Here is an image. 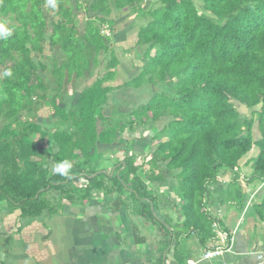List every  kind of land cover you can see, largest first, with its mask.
I'll return each mask as SVG.
<instances>
[{"label":"trees","instance_id":"obj_1","mask_svg":"<svg viewBox=\"0 0 264 264\" xmlns=\"http://www.w3.org/2000/svg\"><path fill=\"white\" fill-rule=\"evenodd\" d=\"M146 2L55 0L52 8L48 0H0V22L12 30L0 40V202L22 217L56 211L48 194L76 193L74 180L93 175L88 164L102 149L127 146L137 138L126 134L159 125L147 153L131 150L141 167L122 158L111 176L117 186L93 176L87 191L130 184L139 199L148 181L170 179L183 214L173 235L191 232L203 243L216 240L217 229L232 235L207 209L217 193L210 187L222 190L221 205L239 215L251 206L247 215L264 224V0H154L148 9ZM124 12L139 23L128 48L102 33ZM120 66L130 71L126 81ZM65 159L70 178L54 172ZM261 244L264 253V235Z\"/></svg>","mask_w":264,"mask_h":264},{"label":"crops","instance_id":"obj_2","mask_svg":"<svg viewBox=\"0 0 264 264\" xmlns=\"http://www.w3.org/2000/svg\"><path fill=\"white\" fill-rule=\"evenodd\" d=\"M121 148V145L116 147L117 151ZM102 150L105 160H112L114 147L112 151ZM121 159L114 162V167ZM140 161L143 162L142 157ZM80 175L81 178L74 180L76 193L67 192L60 200L53 196L54 192L48 194L49 205H54L56 211L46 208L38 216L22 217L19 209H11L5 200L0 202V264H187L188 261L193 264H264L256 258L262 252L264 230L262 222L247 215L251 206L239 215L237 209L221 205L217 195L218 204L212 207L214 214H218L228 230L234 231V237L227 238L221 254L204 259L203 254L212 244L213 249L220 246L216 238L203 243L198 236L191 240L187 235L175 237L169 226L168 235L160 227L165 213L163 207L159 220L145 216L149 208L141 202H148L147 194L137 199L131 190L124 188L121 192L119 187L110 192L87 191L93 175ZM145 176L143 173L140 177L145 180ZM147 189H157L162 197H173V189L153 181L147 182ZM243 190L247 191L246 187ZM54 198L61 203L57 205ZM153 212L156 215L154 207ZM172 220L170 226L176 229L182 218Z\"/></svg>","mask_w":264,"mask_h":264},{"label":"rangeland","instance_id":"obj_3","mask_svg":"<svg viewBox=\"0 0 264 264\" xmlns=\"http://www.w3.org/2000/svg\"><path fill=\"white\" fill-rule=\"evenodd\" d=\"M152 1H154V0H147V2H146V9L149 8V5L151 4ZM133 16L134 15H129L128 12H126V13L124 12V13H121V14H118V15H115V14L112 15L110 18H113L114 23H113V26L111 27V30L109 28H108L109 30L108 29H103V32L102 33L105 35L108 32H110V33H112L114 35L115 38H117V40H119V43L121 45H125L126 48L131 47L132 44H133L132 38L136 34V31H137L138 25H139L138 22H136V21L133 20V18H134ZM76 25H77V20H76ZM137 53H138V51H137V49H135V55H137L136 56L137 59H134L133 58V60H132V61H134L133 63L135 65L141 64L140 61L138 60L139 55L141 53H138V54ZM49 54H50V50H49V45L47 44L45 46V52L43 53V55H46L47 56ZM118 54H120L119 51H118ZM59 55L60 54H57V57H59ZM123 57H124V60H125L126 56L123 55ZM124 60H122L123 63H125ZM126 64H127V66H130L131 65V61H130V65L127 62H126ZM120 67H119V69H120L119 76H120V78H122L123 80L126 81L127 78L129 76H131V74H129L130 71L124 70L122 67L121 68ZM129 69H131V68H129ZM122 79L121 80L120 79H116V81L114 82V84H116V85L117 84H121L123 82ZM88 80L86 82H84L82 85L85 86L88 83ZM67 86L65 85V87L69 91V86L68 87ZM117 109H120V111H123V110H126V112L129 111L124 106L123 107L122 106L121 107H117ZM43 121L46 122L45 119ZM156 127H159V125L158 126H155V127L152 125V126H148V127H138V128H136V131H134L131 134L130 133L129 134H126V137H129L130 139L132 137H136L137 139L133 143H128V146H124V147L122 146V148L120 150H118V151H117V149H115V152H112V154H113L112 160L111 159L110 160H105L104 154H102L100 156V158L98 159V161H97L96 164L95 163L88 164V166H90V167L87 169V171H90L91 172L94 169L96 171V172L94 171V173H93V176L95 177L94 182L95 181H98V180H101V182L105 186L104 188H109L112 184H114L115 182H117L118 179H116V178L115 179H112L111 176H113L112 171L114 170V165H115L114 162H116L120 157L126 158V159H128V158L133 159L134 158L133 159V162L135 163V165H138V166L141 167V164L140 163H142V162L141 161L139 162V157H133L132 156L133 154H132V151L131 150L136 151V152H141L142 150H145V153H147L148 150H149V142H150L151 136L153 135L154 131L156 130ZM253 134H254V137L255 138L258 137V134H257L255 125H254V129H253ZM129 142H131V141H129ZM130 147H131V149H130ZM106 151H109V150H106ZM102 153H103V150H102ZM45 162L46 163H50L51 162V158H49V159L45 158ZM99 171H101L103 173L100 174ZM106 171L108 173L107 174L108 176H105ZM117 173H118V171H116L115 174L117 175ZM137 173L140 176L143 174L142 172H137ZM138 174H137V176L140 179H142ZM116 175H114V176H116ZM86 176L87 177H90L89 174L86 175ZM144 179H146V176L144 177ZM239 181H240V184L243 187H245L244 181H242V179H239ZM118 183H119V181H118ZM128 183H129V181L126 182V184H128ZM176 184L177 183H175V182H173V181H171L169 179V183H168L167 189L169 188L171 190V189L174 188L173 191H172V193H173V197L172 198H170L171 195L164 196V197H162V195H158V190L157 189H153L151 191H149L147 189L149 192L148 191L145 192L147 195H149V197L147 199L148 200L147 207L149 208V211L151 212V214L153 215V217H155L157 215L158 217L156 216L155 219H158L159 220V215L161 216L160 209H161V207H163V209L165 210V213L162 216L163 221L161 220L160 222L163 223L167 227L169 226L170 228L169 227L168 228L171 229L172 231H174V228L172 226H170L172 224L171 221H173L172 219H175V217L176 218L183 217V214L180 212V209H177L176 208L177 203H178V198L176 197V195H178L177 194V189L175 187ZM73 187H76V185L73 184ZM124 188L125 189H129V190L132 191V189H131L132 188V185H130V184H129L128 187H124V185L121 186V189H122L121 192H123V190H125ZM58 189H60V188H58ZM76 190H77V188H76ZM210 190H212V192L213 191H217L216 194L215 193L212 194V198H211L212 201H211V203H209L210 204V207L209 206L207 207L208 211H210V212L212 211L211 214L213 215L214 212H216V211H214V209H212V207H214L215 204H218L217 201H216V197H217V195H219L222 192V190L221 189H217L216 190L213 187H210ZM55 193L57 194V192H54L53 193V196L54 197H57L55 195ZM220 198H222L221 195H220ZM130 199H128V200L130 201ZM149 199L152 200L153 205H150ZM203 200L205 201V198H203ZM128 205L131 206L132 203L129 202ZM136 206H137V204H136ZM153 207H154V211L156 212V215L153 212ZM230 210L231 209L227 210L226 213H228ZM249 213H253L252 207L249 208ZM255 218L257 219V217H255ZM224 222L226 223L225 220H224ZM245 222H247V220ZM245 222H243V223H245ZM156 225H158V224H156ZM243 227H245V226H243ZM257 227H258L257 230L260 231L259 226H257ZM263 227H264V224L262 223V225H261V229L262 230H264ZM217 231H218V229H217ZM217 231H216V234L215 235L219 237ZM182 235H184V234H182ZM182 235H180V236H182ZM233 235H234V231H232V235H231V238L232 239L234 237ZM256 235H257V233H256ZM188 236L190 237L189 240L196 238V235H194V234H188ZM175 237H176V235H175ZM217 243L219 245H222V243L219 240H218ZM256 258L260 261V259L258 258V256Z\"/></svg>","mask_w":264,"mask_h":264},{"label":"clouds","instance_id":"obj_4","mask_svg":"<svg viewBox=\"0 0 264 264\" xmlns=\"http://www.w3.org/2000/svg\"><path fill=\"white\" fill-rule=\"evenodd\" d=\"M48 3L52 8L56 7L55 0H48ZM11 35L12 30L8 28L4 22H0V40H7ZM3 75L5 77H9L12 76V72L11 70H6ZM72 167V163L65 159L54 167V172L60 174L61 176L70 178V170Z\"/></svg>","mask_w":264,"mask_h":264},{"label":"built area","instance_id":"obj_5","mask_svg":"<svg viewBox=\"0 0 264 264\" xmlns=\"http://www.w3.org/2000/svg\"><path fill=\"white\" fill-rule=\"evenodd\" d=\"M215 226L218 227V224L216 223ZM217 233L219 235V237L217 236V239H219V241L222 243V245L215 247L214 249H207L205 251V253L203 254L204 259H209V258H212V257L217 256V255L222 253V251H223L222 247H224L226 245V242H227V235H226V233L221 232L220 230H218ZM225 248H226V246H225ZM258 258L264 262V253L261 252L260 254H258ZM187 264H193V262L188 261Z\"/></svg>","mask_w":264,"mask_h":264}]
</instances>
